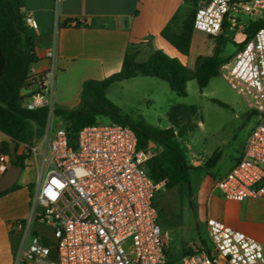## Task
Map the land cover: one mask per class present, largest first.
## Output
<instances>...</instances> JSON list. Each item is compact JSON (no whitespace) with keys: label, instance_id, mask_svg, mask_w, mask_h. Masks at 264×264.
<instances>
[{"label":"built area","instance_id":"1","mask_svg":"<svg viewBox=\"0 0 264 264\" xmlns=\"http://www.w3.org/2000/svg\"><path fill=\"white\" fill-rule=\"evenodd\" d=\"M231 12L249 15L252 23L264 20V0H206L196 9L194 29L221 35L225 23H238ZM25 22L37 27L31 14ZM46 57L47 68L31 65L21 95L23 107H47L51 116L59 69L57 40ZM220 70L258 122L241 157L216 181L215 189L229 200H264V27L243 41L233 61ZM8 140L0 129V177L13 165L4 150ZM19 147L38 178L29 187L27 214L10 221L19 234L13 264H264L259 240L213 217L207 219L209 249H196L175 261L169 258L171 247L154 204L166 180L151 178L147 161L154 154L149 146H138L128 125L97 121L82 127L72 142L65 127L48 122L40 138ZM42 227L56 243L55 258Z\"/></svg>","mask_w":264,"mask_h":264},{"label":"crops","instance_id":"2","mask_svg":"<svg viewBox=\"0 0 264 264\" xmlns=\"http://www.w3.org/2000/svg\"><path fill=\"white\" fill-rule=\"evenodd\" d=\"M23 1L24 19L31 14L37 22V27H28V35L35 40V63L38 69L48 67L46 53L57 40L59 69L53 96L55 108L72 109L80 106L84 83L104 79L120 71L130 45L138 47V60L145 51L150 50V56L155 50L161 49L169 56L178 58L191 71L195 70L199 55H212L214 52L215 42L210 45L207 38L215 36L202 31L194 29L188 55L182 54L161 35L174 17L177 16V23L187 17L184 8L190 3L186 0ZM67 20L74 21L71 25H65ZM76 21L82 25L75 26ZM243 151L239 152L237 158L231 155L228 163L219 165L220 161L225 162L222 151L221 158L214 166H218L216 177L212 178L204 191L205 215L207 219H219L250 234L264 245V200H229L215 189L216 181L236 164ZM193 164L203 165L200 162ZM214 167L209 174L213 175L211 170ZM29 200L27 183L0 196V264H13L19 234L10 228V221L27 214ZM206 231L209 243L202 239L201 244H195L187 253L210 248L207 221Z\"/></svg>","mask_w":264,"mask_h":264},{"label":"trees","instance_id":"3","mask_svg":"<svg viewBox=\"0 0 264 264\" xmlns=\"http://www.w3.org/2000/svg\"><path fill=\"white\" fill-rule=\"evenodd\" d=\"M186 2L197 9L202 0H186ZM23 7V0H0V129L9 137L4 146L6 152H9L11 143H16L17 160L13 161V164L22 169L26 167V164L24 156L19 154V145L32 144L34 140L40 138L49 121V108L28 110L22 104L24 98L21 95V88L29 78L31 65L37 60L35 40L28 35ZM196 9L187 15L181 27L178 26L176 16L161 32V35L184 55L190 53ZM73 21L67 20L64 24L71 25ZM225 24L227 28L228 23ZM81 25L80 21H76L75 26ZM262 27H264V20L253 22L247 30V39ZM225 40V35L215 36L213 54L199 55L194 71H191L178 58L169 56L161 49L155 50L148 59L140 61L138 47L130 45L120 71L104 79L86 81L83 85L80 106L72 109L55 108L54 113L68 122L65 128L72 142L75 141L82 127L94 124L100 117L130 126L136 133L140 148L147 147L150 141L162 147L161 153L154 154L147 161L151 178L156 182L166 180L165 188L167 189L176 186L186 187L192 194L190 171L205 169L209 172L222 155V150L217 149L201 166H195L189 162L180 137L194 128L195 124L191 117L198 113V107L187 104L174 105L167 114L171 125L162 128L122 113L120 107L108 97V89L116 82L146 75L165 80L180 96L188 94L187 84L192 79L197 80L202 90L213 77L221 73V65L227 62V59L221 56ZM213 100L224 105L218 99ZM19 188L20 185L17 182L12 188L0 192V196ZM154 204L158 208L156 197Z\"/></svg>","mask_w":264,"mask_h":264},{"label":"rangeland","instance_id":"4","mask_svg":"<svg viewBox=\"0 0 264 264\" xmlns=\"http://www.w3.org/2000/svg\"><path fill=\"white\" fill-rule=\"evenodd\" d=\"M205 1L202 0L201 3ZM194 9L196 7L189 4L185 6L184 11L188 15ZM231 16H234L238 23L233 27H229L230 24L227 28L224 26L221 35H225L226 40L221 56L233 61L242 42L247 39V30L252 22L250 16L245 13L231 12ZM181 25L182 21L179 20L178 26L181 27ZM207 39L210 45L215 42V37ZM150 52V50L143 52L139 60H146ZM187 91L186 96H180L170 88L165 80L154 76L139 75L112 84L108 90V97L120 107L125 115L133 119H142L162 128L171 125L167 114L174 105H196L198 113L191 117L195 126L180 137L187 151L189 162L204 164L207 156L217 149L222 150L225 155V162L220 161L219 165L228 163L231 155L237 158L239 152L244 150L249 135L257 125V114L230 86L222 72L213 77L202 90L196 79L188 81ZM213 99L222 101L224 105H220ZM48 122L54 128L68 126V122L55 113L49 116ZM98 122L109 123L110 121L106 117H100ZM148 146L153 154L162 152V147L154 141H150ZM217 168L218 166L211 170L213 175L205 169L190 171L192 194L186 187L176 186L172 189H161L156 195L159 222L163 237L171 247L168 253L171 260H178L189 252L188 250H192L195 244H201L202 239L209 243L206 231L204 191L212 178L216 177ZM37 178L36 167L26 166L19 176L18 184L27 183L31 187ZM42 232L45 235V242L52 249V257L55 258L56 243L49 237L50 231L47 227H42Z\"/></svg>","mask_w":264,"mask_h":264},{"label":"water","instance_id":"5","mask_svg":"<svg viewBox=\"0 0 264 264\" xmlns=\"http://www.w3.org/2000/svg\"><path fill=\"white\" fill-rule=\"evenodd\" d=\"M9 152L12 156L13 161H16V143L10 144ZM22 170V167L15 164L9 167L7 171L0 177V192H4L12 188L18 182Z\"/></svg>","mask_w":264,"mask_h":264}]
</instances>
